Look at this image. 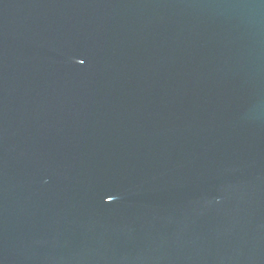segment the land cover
I'll return each instance as SVG.
<instances>
[{"label": "water", "instance_id": "obj_1", "mask_svg": "<svg viewBox=\"0 0 264 264\" xmlns=\"http://www.w3.org/2000/svg\"><path fill=\"white\" fill-rule=\"evenodd\" d=\"M0 264H264V0H0Z\"/></svg>", "mask_w": 264, "mask_h": 264}, {"label": "snow or ice", "instance_id": "obj_2", "mask_svg": "<svg viewBox=\"0 0 264 264\" xmlns=\"http://www.w3.org/2000/svg\"><path fill=\"white\" fill-rule=\"evenodd\" d=\"M80 62H81V63H84V61H83V60H81ZM108 198H109V200H111V199H112V197H108Z\"/></svg>", "mask_w": 264, "mask_h": 264}]
</instances>
